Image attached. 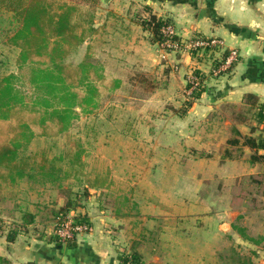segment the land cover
I'll return each mask as SVG.
<instances>
[{"label":"rangeland","instance_id":"1","mask_svg":"<svg viewBox=\"0 0 264 264\" xmlns=\"http://www.w3.org/2000/svg\"><path fill=\"white\" fill-rule=\"evenodd\" d=\"M46 1L53 11L61 3L78 7L71 20L83 37L69 45L63 62L102 67L103 77L94 82L96 109L75 108L66 130L34 135L17 149L21 169H3L0 254L10 264H25L34 248L60 243L78 264H130L124 258L132 257L137 264H264L256 245L237 230L245 223V234H257L258 218L239 213L264 207V164L249 166L248 153L237 146L228 167L217 164L220 144L235 136L234 124L260 129L257 112L249 118L239 105L209 107L216 83L237 64L238 50L218 36L180 33L189 25L169 7L177 0L163 7L151 0L154 13L143 0ZM205 1L185 0L184 12L199 8L210 17ZM166 10L173 15L168 18ZM152 15L167 25L154 30ZM12 19L0 12V75L14 69L16 51L6 41ZM143 22L147 37L139 29ZM166 26L173 39L159 41ZM193 84L201 89L197 97ZM66 221L87 230L62 240L58 231Z\"/></svg>","mask_w":264,"mask_h":264},{"label":"trees","instance_id":"2","mask_svg":"<svg viewBox=\"0 0 264 264\" xmlns=\"http://www.w3.org/2000/svg\"><path fill=\"white\" fill-rule=\"evenodd\" d=\"M77 9L75 4L61 3L59 10L53 11L46 0H0V12L12 14L14 24L6 41L16 51L14 69L0 75V180L3 169L22 168L16 164V151L34 135L62 132L76 118L75 108L89 113L97 107L99 90L94 82L103 77L101 69L91 63L73 66L63 62L69 45L83 37L75 32L71 20L72 12ZM151 19L156 20L154 30L167 25L154 15ZM164 39L160 35L159 41ZM200 91L197 86L191 95L197 97ZM263 107L257 113L259 121H264ZM243 139L254 152L264 150V137ZM237 142L238 139L230 141ZM43 165L38 166L40 171ZM14 238L15 232L7 235V243ZM59 246L60 243L56 247ZM4 250L9 248L5 246ZM128 261L137 264L133 257L124 258L123 263ZM10 263L8 256L0 254V264ZM25 264L36 263L31 260Z\"/></svg>","mask_w":264,"mask_h":264},{"label":"crops","instance_id":"3","mask_svg":"<svg viewBox=\"0 0 264 264\" xmlns=\"http://www.w3.org/2000/svg\"><path fill=\"white\" fill-rule=\"evenodd\" d=\"M142 2L145 3V7L150 10L151 13H154L152 10L153 2L151 0H143ZM163 2L169 4L168 0H161L160 4L162 7L165 5ZM184 2L185 0H177L175 5H169L171 10L180 13V15L176 17L177 21L180 24L188 23L189 25V29L183 28L179 31L180 33L184 34L189 31H196L199 34L203 33L205 35L218 36L223 39L225 46L237 49L240 55L231 75H228V79L218 81L215 85L216 88H213L217 92H215L214 96L209 98L210 109L215 111L219 105L218 103L225 102L239 105L238 107H241L242 110H247L246 113L249 118L253 117L254 115L252 116L251 111L256 110L258 113L261 107L264 106V0H256L255 3H252V0H206L207 9L209 7L211 8L210 17H208L204 11L199 14V8L192 10V15L184 12V9H186ZM169 7L167 9H170ZM166 11L168 18L173 15L169 13V10ZM162 15L164 16L165 13H162ZM159 17L162 18L161 16ZM139 29L140 32L144 33V36L147 37L149 33L148 29L142 26H140ZM100 69H102V67H100ZM221 86L224 87V90H217ZM198 103L200 102H194L195 106ZM249 112L250 114H248ZM257 121L260 123V129L258 130H248L246 126L248 122L234 124L237 130L233 127L234 130L231 131L235 133V136L226 137L220 144L222 153L217 160V164L222 167H228L229 164H231L234 160V155H232L231 152L233 146L239 147L240 154L244 152L248 153L249 157L246 159L247 162L245 163L249 164V166H253L257 163L264 164V150L258 149L254 152V149L249 148L243 143L244 136H251L256 139L260 136L264 137V121ZM250 122H252V120ZM232 139H238V142L235 144L230 143ZM251 155H255V157L252 158ZM205 156L211 158L214 155L206 153ZM89 193L91 192L89 191ZM262 199H264V192L262 194ZM229 210L230 209L227 208V211ZM249 214L258 218L257 234L255 238L244 233L247 227L245 223H243V226H239L237 230L242 234V238L245 241H251L253 245H256L257 248L255 252H261L260 254L264 258V207H253L251 212L242 210L239 213L241 218ZM248 219L247 221H249ZM227 224L229 228L234 227L232 223ZM90 245L93 249L94 245ZM49 247L50 246L43 245L34 248V250H32V256H30L31 260L36 264L79 263V259L74 255L72 256L70 252L72 250L70 248H64L61 245L58 247L57 251L55 249L56 247ZM8 252H10V250ZM62 255L65 257L64 259H67L64 263L59 260ZM31 260H26V262Z\"/></svg>","mask_w":264,"mask_h":264},{"label":"built area","instance_id":"4","mask_svg":"<svg viewBox=\"0 0 264 264\" xmlns=\"http://www.w3.org/2000/svg\"><path fill=\"white\" fill-rule=\"evenodd\" d=\"M166 30L163 32L166 42L173 39L172 30H167L168 26L165 27ZM193 83V81H192ZM195 83V82H194ZM194 85V86H193ZM192 85V89L197 87L195 84ZM87 230V227L82 223H73L71 221H66L62 226H60L58 234L62 240L71 239L78 233H82Z\"/></svg>","mask_w":264,"mask_h":264},{"label":"bare ground","instance_id":"5","mask_svg":"<svg viewBox=\"0 0 264 264\" xmlns=\"http://www.w3.org/2000/svg\"><path fill=\"white\" fill-rule=\"evenodd\" d=\"M80 222V221H79ZM119 251V250H118Z\"/></svg>","mask_w":264,"mask_h":264},{"label":"water","instance_id":"6","mask_svg":"<svg viewBox=\"0 0 264 264\" xmlns=\"http://www.w3.org/2000/svg\"><path fill=\"white\" fill-rule=\"evenodd\" d=\"M74 243V242H73Z\"/></svg>","mask_w":264,"mask_h":264}]
</instances>
